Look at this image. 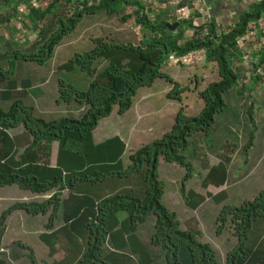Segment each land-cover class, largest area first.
Here are the masks:
<instances>
[{"label":"trees","instance_id":"1","mask_svg":"<svg viewBox=\"0 0 264 264\" xmlns=\"http://www.w3.org/2000/svg\"><path fill=\"white\" fill-rule=\"evenodd\" d=\"M155 1L44 0L41 9L27 11L32 27L46 23L47 29L39 31L35 51L27 54L15 51L14 57L23 61L43 63L51 58L55 47L76 31L85 15L104 12L115 16L122 26L143 29L144 34L137 44L93 40L92 50L76 53L57 65V69L66 71L80 68L92 77L86 90L62 80L58 82L56 103L74 102L85 107L79 116L64 114L45 120L35 115L34 108L22 100L30 87L29 79L14 78L13 60L6 69L0 66V82L5 84L0 99L9 102L7 109L0 106V188L15 185L30 194L50 193L45 200L16 202L1 213L0 264L8 263V255L1 246L5 221L17 210L32 217L49 215L45 231L38 239L53 260L43 264H264V191L240 206L222 207L217 216L219 230L229 226L237 244L219 262L212 247L199 240L200 232L193 228L182 230L176 214L164 206V184L158 173L163 159L189 174L192 165L185 162L182 152L192 145L197 159L207 158L201 139L195 135H208L215 115L226 108L223 94L236 86V95L242 96L247 87L244 79L253 78V83L264 79V30L258 32L261 47L251 60L248 77L242 80L229 53L239 45L247 46L253 32L260 28V22H264V2L238 13L233 24L218 33L211 23L196 21L198 16L179 12L183 4L177 9L181 20L166 23L162 7ZM6 2L11 3L14 14L19 0ZM62 6L68 7L67 16L54 18L55 9ZM152 14L156 15L155 21L151 20ZM7 21L8 18L4 23ZM175 24L177 29L170 31L168 26ZM169 51H173L170 58L173 63H180L181 59L191 63L192 54L196 57L202 53L196 57L197 62L214 63L219 79L198 91L203 106L197 115L187 116L180 107L170 132L131 152L128 165L124 166V142L114 136L94 144V130L114 105L116 113L123 114L138 90L152 86L159 77H165L172 85L165 96L181 100L184 87L161 70L169 59L164 53ZM99 60L106 62L100 69L93 66ZM250 109L249 104L248 115ZM53 144L57 151L52 164ZM235 149L236 145L222 147L219 162L202 178L203 189L219 188L226 183ZM186 178L183 176L181 183ZM181 194L185 205L192 210L204 200L193 190L185 191L183 185ZM120 213L124 214L123 218L119 217ZM152 216L155 223L146 230L149 239L145 242L140 227ZM56 218L61 220V225L55 229L52 221ZM11 244L24 249L27 264H38L30 247L19 241Z\"/></svg>","mask_w":264,"mask_h":264},{"label":"rangeland","instance_id":"2","mask_svg":"<svg viewBox=\"0 0 264 264\" xmlns=\"http://www.w3.org/2000/svg\"><path fill=\"white\" fill-rule=\"evenodd\" d=\"M42 3L44 0H19L18 8L12 14L11 3L0 0V66L6 69L11 64L9 61L13 60L15 61L14 78L18 81L24 78L29 79L30 87L22 100L24 104L34 108L35 115L42 116L45 120L64 114L79 116L82 110L86 109L85 107L74 102L56 103L58 82L62 80L66 84L86 90L92 77L80 68L66 71L57 69V65L66 62L76 53L92 50L95 46L93 40L102 38L113 41V43L137 44L142 40L144 31L138 27L122 26L115 16H107L104 12L85 15L76 27V31L68 34L55 47L51 58L46 59L43 63L20 60L14 57L15 51L24 54L35 51L39 31L47 29L46 23L40 24L37 28L32 27L27 16V11L30 8L41 9ZM67 10L66 6L55 9L54 18L57 16L66 17ZM127 11L129 12V9ZM8 13L11 15L10 20L5 24ZM3 17H6L4 21ZM151 17L152 21L156 20V15L152 14ZM53 26L57 30V27ZM224 28L226 26L216 28V31L220 33ZM260 30H264V22H260V28L253 32V38L247 46L239 45V48L234 52L233 50L229 51L235 60V71L239 73L242 80L244 77H248L251 72V60L257 50L255 47L259 48L262 41L258 34ZM201 54L199 52L198 55ZM196 57L195 54H192L191 63H185L183 59L180 63H173L168 57V61L164 62L161 67L164 73L184 87L180 101L168 99L163 94V91L171 89L172 85L165 77H159L152 86L142 87L138 90L134 102L135 104L136 102L140 103V105L136 109L134 106H130L131 108L126 114L119 115L116 113L117 106L114 105L112 112L98 122V128L94 132V141L98 144L103 143L127 129L128 133L119 135L126 142V144L124 143L126 151L122 162L124 166H127L128 156L131 152H136L141 147L161 139L163 135L170 132L180 107L183 108V113L187 116L197 115L203 106L202 100L198 97V91L203 90L210 82L218 80L219 75L216 65L211 62L198 63ZM105 64L106 62L99 60L93 66L100 69ZM244 80L247 82V87L243 90L242 96L236 95V86L223 94L226 108L215 115L208 135L204 133L195 135L201 139V145L207 158H203L202 161L197 159L192 145H190L182 152L186 158L185 162L192 165L189 174L179 165L165 163L163 159L160 160L158 170L160 180L164 184L162 203L168 210L176 214L182 230L193 228L200 232L199 240L212 247L219 262H223L226 254L233 251L237 244L233 230L229 226L219 230L217 216L222 207L240 206L244 201L252 200L257 194L264 191V79L257 83H253L254 79L250 77ZM4 87L5 84L0 82V90ZM146 94L149 95L143 97ZM249 104L251 105L250 115L246 113ZM8 105L9 102L0 99V106L3 109H7ZM227 145H236V149L231 154L226 183L219 188L208 186L203 189L202 178L206 176L212 166L219 162L218 156L222 154L221 149ZM56 151L57 146L53 144L52 164ZM183 176H187L188 180L181 183ZM182 185L185 191L193 190L204 197L195 210L185 205L181 194ZM49 196L50 193L41 196L30 194L15 185L1 187L0 215L16 202H40ZM123 216V213L119 214L120 218ZM48 220V214L32 217L21 210L13 211L7 216L1 240L3 252L8 255L6 257L7 264H27L28 261L24 256V249L11 244L14 241H19L30 247L38 264L53 260L48 256L46 246L38 239V236L45 231L44 226ZM52 223L56 227L61 223V220L56 218ZM154 223L155 217L152 216L148 218L146 224L140 227V235L145 242L149 239L146 230L151 228ZM13 256L17 258L13 259Z\"/></svg>","mask_w":264,"mask_h":264},{"label":"crops","instance_id":"3","mask_svg":"<svg viewBox=\"0 0 264 264\" xmlns=\"http://www.w3.org/2000/svg\"><path fill=\"white\" fill-rule=\"evenodd\" d=\"M261 2H264V0H173V2H172V0H168L167 2H165V0H156L155 4L157 6L161 5V7H162L161 12L165 15L164 20L168 24H171L172 22L174 23V21L181 20L179 12L183 11L184 15L185 14L187 15L190 13L192 16H198L196 18V21L201 20L202 23L207 22L208 24L211 23L212 25L216 26V28H219V27L222 28L223 26H228V25L233 24V22L235 21L236 15L238 13H240L242 11H246L251 6L259 4ZM182 4L184 7L181 6L182 8L180 7L179 12H177L178 5H182ZM170 7H172L173 11H172V9L169 10ZM10 16L11 15L9 13L6 14L8 21L10 20ZM7 18H6V20H7ZM185 34L187 35L188 31L185 32ZM260 47H261V43H260ZM255 48H258V47H255ZM212 64H214V63H212ZM169 90L170 89H165L163 91V94L165 95ZM148 95L146 94L143 97H146ZM145 99H147V98H145ZM138 105H140V103L137 104V102H136V104H135L134 100H132L131 106H134V109H136V107ZM130 108L128 110H130ZM127 111H125L124 113L126 114ZM136 113L138 114V111ZM97 128H98V126H97ZM96 129L94 130V132L96 131ZM126 133H128L127 129L122 130L121 132H119V134H116V135L117 136L125 135ZM119 138H120V136H119ZM124 143L126 144V142H124ZM94 144H98V143H96L94 141ZM125 151H126V148H125ZM37 196H41V195H37ZM60 225H61V223L54 228L56 229ZM48 262L49 261H47L46 263H48Z\"/></svg>","mask_w":264,"mask_h":264},{"label":"water","instance_id":"4","mask_svg":"<svg viewBox=\"0 0 264 264\" xmlns=\"http://www.w3.org/2000/svg\"><path fill=\"white\" fill-rule=\"evenodd\" d=\"M177 27H178V25L175 24V25H172V26H168V29L170 31H174ZM171 55H173V51H169V52H165L164 53V57H171Z\"/></svg>","mask_w":264,"mask_h":264},{"label":"built area","instance_id":"5","mask_svg":"<svg viewBox=\"0 0 264 264\" xmlns=\"http://www.w3.org/2000/svg\"><path fill=\"white\" fill-rule=\"evenodd\" d=\"M183 13V11H181Z\"/></svg>","mask_w":264,"mask_h":264},{"label":"clouds","instance_id":"6","mask_svg":"<svg viewBox=\"0 0 264 264\" xmlns=\"http://www.w3.org/2000/svg\"><path fill=\"white\" fill-rule=\"evenodd\" d=\"M171 57H172V55H171ZM171 57H170V58H171Z\"/></svg>","mask_w":264,"mask_h":264}]
</instances>
